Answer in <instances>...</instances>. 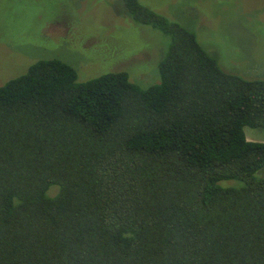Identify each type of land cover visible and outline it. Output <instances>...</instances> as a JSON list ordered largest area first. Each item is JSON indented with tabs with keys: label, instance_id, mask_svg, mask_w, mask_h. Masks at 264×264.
Masks as SVG:
<instances>
[{
	"label": "trees",
	"instance_id": "16d2710c",
	"mask_svg": "<svg viewBox=\"0 0 264 264\" xmlns=\"http://www.w3.org/2000/svg\"><path fill=\"white\" fill-rule=\"evenodd\" d=\"M122 1L168 37L158 82L50 58L0 84V264H264V78Z\"/></svg>",
	"mask_w": 264,
	"mask_h": 264
},
{
	"label": "rangeland",
	"instance_id": "374dc122",
	"mask_svg": "<svg viewBox=\"0 0 264 264\" xmlns=\"http://www.w3.org/2000/svg\"><path fill=\"white\" fill-rule=\"evenodd\" d=\"M139 2L192 32L223 70L264 78V0ZM168 41L135 22L122 0H0V84L39 59L56 58L73 66L81 82L125 71L145 88L159 81ZM244 131L264 142L261 129Z\"/></svg>",
	"mask_w": 264,
	"mask_h": 264
}]
</instances>
